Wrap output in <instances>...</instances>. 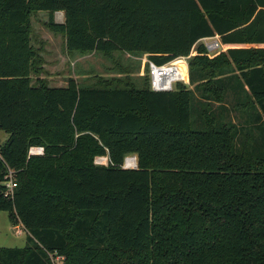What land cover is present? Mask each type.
<instances>
[{"label": "trees", "instance_id": "16d2710c", "mask_svg": "<svg viewBox=\"0 0 264 264\" xmlns=\"http://www.w3.org/2000/svg\"><path fill=\"white\" fill-rule=\"evenodd\" d=\"M40 10L70 51L157 65L194 51L201 128L182 84L32 83L41 61L29 18ZM213 36L221 48L210 54L202 39ZM226 70L250 95L234 107L257 109L253 149V133L236 149L237 126L208 109L226 95ZM0 130V210L26 232L25 246H0V264H264V0H0ZM32 145L43 154L28 157ZM129 155L135 167L123 166Z\"/></svg>", "mask_w": 264, "mask_h": 264}, {"label": "rangeland", "instance_id": "374dc122", "mask_svg": "<svg viewBox=\"0 0 264 264\" xmlns=\"http://www.w3.org/2000/svg\"><path fill=\"white\" fill-rule=\"evenodd\" d=\"M60 14V15H59ZM54 21L63 22V14L56 11L53 15ZM48 15L44 10L31 13L29 23L31 25V45L37 51L40 59V69L37 73L31 74V81L37 84L39 80L44 81L48 86H65L68 79L73 78L82 86H100L99 78L102 82L110 80L113 77H125L130 75V79L138 86L144 84L148 79V62L145 56L140 54H128L123 52H113L111 55H105L102 52L91 51L80 53L70 51L65 44L63 33L52 31L47 25ZM219 46L215 51L219 50ZM210 54H213L211 53ZM194 51L182 59V65L188 73L187 82H177L186 88L194 91L192 102V119L195 128H201L199 114L203 106L199 92L193 85L189 84L190 70L187 59L193 55ZM197 77V73H195ZM104 80V81H103ZM220 81L226 86V95L221 103L211 101L208 108L220 122H232L237 126L235 139V148L239 149L246 134L253 133L254 139L250 143V148L256 147L260 136L253 128V120L257 109H242L234 107L237 103L247 102L250 95L247 90L239 86V79L236 74L226 70L220 78ZM249 95V98L248 96ZM255 110V111H254ZM258 113V112H257ZM252 128V129H251ZM7 133L0 130V143L7 138ZM252 145V146H251ZM255 150V149H254ZM130 157V156H129ZM104 158V159H103ZM98 163H106L105 157L95 158ZM26 245V232L20 225L13 224L6 211L0 210V246L2 247H23ZM54 264H63V257L55 255L52 257Z\"/></svg>", "mask_w": 264, "mask_h": 264}, {"label": "built area", "instance_id": "2783aa9c", "mask_svg": "<svg viewBox=\"0 0 264 264\" xmlns=\"http://www.w3.org/2000/svg\"><path fill=\"white\" fill-rule=\"evenodd\" d=\"M209 52L215 51L219 46V42L216 40H210L204 43ZM148 79L149 88L154 91H167L172 90L177 82H187L188 73L184 65L180 63L177 59L165 64L157 65L151 61H148ZM43 154V146L32 145L28 147L27 155H41ZM131 157L135 160L134 165H127L126 159ZM124 160V167H135L136 166V156L129 155ZM100 158V157H97ZM98 159L96 163H98ZM17 186L16 182V170L7 166L5 168L4 177L2 180V197L6 199H12L14 196L15 188ZM18 226V225H17ZM53 256L51 255V260L53 261ZM58 257H62L59 256Z\"/></svg>", "mask_w": 264, "mask_h": 264}, {"label": "crops", "instance_id": "0c3cea01", "mask_svg": "<svg viewBox=\"0 0 264 264\" xmlns=\"http://www.w3.org/2000/svg\"><path fill=\"white\" fill-rule=\"evenodd\" d=\"M210 40H216V41H218L219 42V39H218V36H213V37H210V38H204V39H202V41L205 43V42H207V41H210ZM126 53H128V52H126ZM129 54V53H128ZM143 55V54H142ZM184 57H181V58H178L177 60L181 63L182 62V59H183ZM146 59V58H145ZM147 60V59H146ZM147 62H148V60H147Z\"/></svg>", "mask_w": 264, "mask_h": 264}, {"label": "bare ground", "instance_id": "6f19581e", "mask_svg": "<svg viewBox=\"0 0 264 264\" xmlns=\"http://www.w3.org/2000/svg\"><path fill=\"white\" fill-rule=\"evenodd\" d=\"M60 15V14H59ZM104 159V158H103ZM126 164L127 165H134L135 164V160L133 159V158H131V157H128L127 159H126Z\"/></svg>", "mask_w": 264, "mask_h": 264}]
</instances>
